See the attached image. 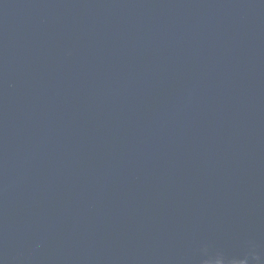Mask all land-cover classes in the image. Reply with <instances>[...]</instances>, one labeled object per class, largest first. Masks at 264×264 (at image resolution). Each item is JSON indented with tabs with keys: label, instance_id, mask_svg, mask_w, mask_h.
Masks as SVG:
<instances>
[{
	"label": "water",
	"instance_id": "obj_1",
	"mask_svg": "<svg viewBox=\"0 0 264 264\" xmlns=\"http://www.w3.org/2000/svg\"><path fill=\"white\" fill-rule=\"evenodd\" d=\"M0 264H264V0H15Z\"/></svg>",
	"mask_w": 264,
	"mask_h": 264
}]
</instances>
